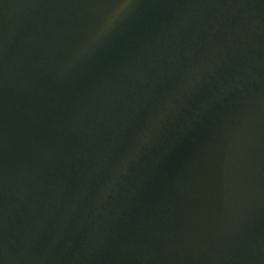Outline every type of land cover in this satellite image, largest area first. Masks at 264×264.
I'll return each mask as SVG.
<instances>
[{
	"label": "water",
	"instance_id": "obj_1",
	"mask_svg": "<svg viewBox=\"0 0 264 264\" xmlns=\"http://www.w3.org/2000/svg\"><path fill=\"white\" fill-rule=\"evenodd\" d=\"M0 264H264V0H0Z\"/></svg>",
	"mask_w": 264,
	"mask_h": 264
}]
</instances>
